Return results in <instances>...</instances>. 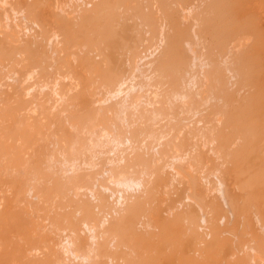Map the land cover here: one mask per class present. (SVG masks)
<instances>
[{
    "label": "rangeland",
    "instance_id": "1",
    "mask_svg": "<svg viewBox=\"0 0 264 264\" xmlns=\"http://www.w3.org/2000/svg\"><path fill=\"white\" fill-rule=\"evenodd\" d=\"M34 1L0 0V264H93L97 250L103 264H124L130 245L126 240L125 246L116 245V233L105 228L133 204L137 207L139 200L145 205L131 224L133 231H158L157 217L147 213L152 205L165 218L185 214V220L195 213L194 229L201 238L197 249L214 235L232 242L240 239L241 250L235 249L231 257L247 254L252 264H264V216L259 214L263 212L249 209L238 216L233 211L242 207L240 200L245 197L234 177L237 163L227 157L235 139L222 144L224 151L215 139L235 126L236 120H229L234 113L231 105L250 98L254 91L247 62L242 59L238 66L234 55L251 53L254 32L264 36V3L235 18L237 28L224 39L217 38L219 43L211 39L218 29L207 27L202 17L206 12L226 17L220 0H164L167 15L159 0H134L135 6L124 10L120 5L116 11L120 17L112 24L118 30L125 25L120 33H128L127 42L113 49L112 60L105 62L110 49L101 47V42L84 49L78 35L77 43L67 46L57 23L69 21L74 32L84 10L98 0H40L36 11ZM19 47L27 51L22 55ZM171 48L176 51L169 54ZM13 50L17 52L11 54ZM83 57L94 69H100L96 62L117 69L111 75L113 87L100 89L96 79L83 84L92 74L82 70ZM169 63L172 69H167ZM261 63L264 69V58ZM214 71L226 78L220 81L225 86L215 88ZM221 113L226 114L223 120ZM75 136L81 152L69 151L74 144L69 138ZM226 148L231 149L228 154ZM54 184L63 190L54 191ZM147 195H152L149 201ZM88 203H93L88 207L94 208V218L86 216L85 221L81 207ZM68 212L76 220L81 217L80 222L69 225L65 218L51 224L50 216ZM145 218L151 220L149 227ZM247 220L250 224H245ZM197 249L189 253L197 254Z\"/></svg>",
    "mask_w": 264,
    "mask_h": 264
},
{
    "label": "bare ground",
    "instance_id": "2",
    "mask_svg": "<svg viewBox=\"0 0 264 264\" xmlns=\"http://www.w3.org/2000/svg\"><path fill=\"white\" fill-rule=\"evenodd\" d=\"M166 1V0H165ZM164 0H159V4H160V8L163 10V13L165 15L166 11V3ZM53 2V1H52ZM60 2V1H59ZM168 2V1H166ZM135 2L134 0H98V2L92 6V8L90 10H84L86 11L84 13V15L81 16V19L78 20L77 24H73L74 25V32L71 30V28H73V26L69 23V21H61L58 20L60 22H57L59 27H61L62 31H64L63 33H65V41L64 44H68L67 46H71L72 43L73 45H75V43H77L76 40H74V38L78 35L81 36V40H82V47H84V49H87L91 46H95L97 43L102 44L101 47H105L106 49H110L111 51L109 53H107V55H105L103 57V60L109 61L112 60L110 58H112L111 53L112 50L116 49V48H122L124 45V40L125 39V35L121 34L120 31L121 29L125 31V25H120L122 28L120 30L116 29L114 27V25L112 24V22H114V18L115 20H117L116 18L119 16L116 15V11L119 10L117 7H119L120 5H124L123 10L126 8L125 6H135L133 5ZM142 3V2H141ZM140 3V4H141ZM218 3L221 4V7L225 8V12H222L223 14H226V17L220 16L218 14H215L213 12H206L207 15L203 12L205 10L202 11L205 16H203L202 18H204V20H202V22H205V24L207 25V27L209 26V28L213 29V28H217L218 29V33L217 32H213L212 34V38L214 39L216 43H219L217 41V38L219 39V37H223L227 36V33L231 34L230 32L233 30H235L236 24H234L235 22H233V20L235 18H238V16L240 17V15H243L245 12L248 11H252L254 9H256V7H258V5H262L260 3H264V0H220ZM209 4V3H207ZM41 5V1L40 0H35L34 1V7H35V11H36V6H40ZM59 5V3H58ZM217 5V3H216ZM30 6V5H29ZM215 6V5H214ZM59 7V6H58ZM91 7V6H90ZM122 7V6H121ZM209 7V6H208ZM217 7H220L219 5ZM43 8V7H42ZM117 8V9H116ZM120 8V7H119ZM222 8H211V11L214 9V11L216 10H220ZM32 9V7L30 8ZM89 9V8H88ZM129 9V8H128ZM160 9V13L162 12V10ZM207 9V7H206ZM34 10V9H33ZM32 10V11H33ZM38 10V9H37ZM209 10V9H208ZM207 10V11H208ZM30 10V13L32 14V12ZM221 11V10H220ZM224 11V10H223ZM118 12V11H117ZM136 12V11H135ZM219 12V11H218ZM120 13V12H119ZM142 13V12H141ZM221 13V14H222ZM255 13V12H254ZM37 14V12L35 13ZM127 14V13H126ZM136 14V13H135ZM138 14V13H137ZM143 14V13H142ZM203 14V15H204ZM222 14V15H223ZM116 15V16H115ZM121 15V14H120ZM132 15V13H131ZM139 15V14H138ZM137 15V16H138ZM149 15L144 16L145 18H148ZM164 16V15H163ZM37 17V16H36ZM61 17V16H60ZM120 17V16H119ZM124 17V16H123ZM131 17V16H129ZM153 17V16H152ZM201 17V15H200ZM248 17V16H247ZM246 17V18H247ZM45 18V17H44ZM122 18V15H121ZM120 18V19H121ZM136 18V16H135ZM250 18V17H249ZM55 19V18H54ZM58 19V18H57ZM66 19V18H64ZM68 19V18H67ZM200 19V18H199ZM243 19V18H242ZM253 19V18H252ZM44 20V19H43ZM131 20V19H130ZM142 20V19H141ZM249 20V19H248ZM42 21V20H41ZM121 21V20H120ZM200 21V20H199ZM243 21V20H242ZM55 22V21H54ZM122 22V21H121ZM129 22V21H128ZM149 22V21H148ZM171 22V21H170ZM201 22V21H200ZM249 22V21H248ZM116 23V22H115ZM159 23V22H158ZM237 23V22H236ZM251 23V22H249ZM249 23H246L247 25H249ZM255 23V22H254ZM118 24V23H117ZM124 24V22H123ZM129 24V23H128ZM241 24V23H240ZM72 26V27H71ZM242 26V25H241ZM246 26V25H245ZM255 26V25H252ZM128 27V26H126ZM206 27V26H205ZM244 27V26H243ZM131 28V27H130ZM203 28V27H202ZM240 28V27H238ZM242 28V27H241ZM251 29V28H250ZM135 30V29H134ZM243 30V29H242ZM258 30V29H257ZM127 31V30H126ZM209 31V29H208ZM239 31V29H238ZM252 31V30H251ZM254 31V30H253ZM256 31V30H255ZM240 32V31H239ZM130 33V32H129ZM181 31L178 30V34H180ZM236 33V32H235ZM247 33V32H246ZM128 34V33H127ZM184 34V33H183ZM238 34V33H236ZM76 35V36H75ZM173 35V34H172ZM256 39H255V43L251 49V53L246 54V52L244 54L241 53H237V55H234L235 58L236 56L238 57V66H239V62L241 63L242 59L245 60L247 62V69L249 76V80L252 81L253 84V93L251 95L250 98H246L244 101L242 100V102L240 103H236L234 106L233 104L231 105L234 109V113L229 117V120L233 118V120H236L235 126L233 128L230 127V132H228L226 135L222 136L217 134L215 139L216 141H220V144L222 147V144H225L227 139L230 137H234L235 141L233 140V144L234 145V149L231 151V149H227L226 151L229 150L231 151L230 153L227 151H225L227 154L229 153V155L227 157L231 158L232 160H234L237 164V166L234 168V177L235 179L238 181V187L241 188L240 190L245 192L244 194V199L240 200L241 204V208H237L236 211L238 213V216L241 215H245V211L248 212L247 210L252 209V211H257L260 210L259 212H263V213H259L260 215L263 214L264 216V69L260 66L262 63V59L264 58V36L260 35L258 33V31L254 32V34ZM252 35V36H253ZM77 37V38H78ZM253 36V38H255ZM76 38V39H77ZM127 38V37H126ZM140 38V37H139ZM177 38V37H176ZM131 39V38H130ZM226 39V38H225ZM34 40V39H33ZM80 40V38H79ZM142 40V39H141ZM221 40V38H220ZM227 40V39H226ZM224 43V40H221ZM254 41V40H253ZM127 42V41H126ZM213 43V40H212ZM226 43V42H225ZM135 44V43H134ZM65 45H62L60 47L61 50L64 51ZM227 45V44H226ZM77 46V44H76ZM128 46V45H127ZM138 46V45H137ZM166 46V45H165ZM169 46V45H168ZM180 46V44H179ZM212 46V45H211ZM218 46V45H217ZM221 46V45H220ZM219 46V47H220ZM43 47V45H42ZM86 47V48H85ZM100 47V48H101ZM130 47V45H129ZM174 47H177L176 45ZM37 48V47H36ZM35 48V49H36ZM93 48V47H92ZM29 49V48H28ZM77 49V48H76ZM95 49V47L93 48ZM98 49V48H96ZM103 49V48H102ZM130 49V48H129ZM18 52L24 53L23 48H18L16 49ZM121 50V49H120ZM172 48L170 49V53L172 54L176 51V48H173V51H171ZM182 50V49H181ZM15 50L10 51L11 54H15L14 53ZM15 51V52H17ZM29 52L31 50H28ZM33 51V50H32ZM88 51V50H87ZM118 51V50H117ZM179 51V50H177ZM226 51V50H225ZM184 51L182 50V53ZM249 52V51H248ZM31 53H35L34 51ZM38 53V50H37ZM40 54V53H39ZM64 54V53H63ZM177 54V53H176ZM176 54H174L176 56ZM179 54V53H178ZM8 55V54H7ZM23 55V54H22ZM32 55V54H31ZM183 55V54H182ZM212 55V54H211ZM11 55H8V57H10ZM90 55L88 54L87 57L90 59L89 57ZM233 56V57H234ZM12 57V56H11ZM10 57V58H11ZM27 57V56H26ZM25 57V59H27ZM30 57V55L28 56V58ZM32 59L36 58V54L32 55ZM39 57V56H38ZM82 57V56H81ZM167 57V56H166ZM170 57V56H169ZM178 57V56H177ZM174 57L173 58H177ZM6 58V57H5ZM47 58V56H46ZM45 58V60H46ZM84 59L80 60V64L81 67L83 68L82 70L88 72V73H92L90 78L86 77L84 79V83L86 84L90 79L94 81V79L97 80L98 83V87L100 89H108L111 88V86L114 84L113 78H111V75L115 73V75L117 74V69L113 70V67H111V65H109V67H101V63L99 64V62H96L97 65H99L100 69H94L92 67V63L90 62L89 59H85V57H83ZM161 58V57H160ZM38 59V58H37ZM93 59V58H92ZM102 59V57H101ZM167 58H165L164 60H166ZM179 59H181L179 57ZM28 60V59H27ZM60 60V59H59ZM94 60V59H93ZM114 60V57H113ZM169 60H171L169 58ZM31 61V58H30ZM172 61V60H171ZM180 61V60H179ZM182 61V59H181ZM234 61V59H233ZM32 62V61H31ZM174 62V60H173ZM35 63V62H34ZM37 63V62H36ZM166 63V61H165ZM175 63V62H174ZM173 63V64H174ZM94 64V63H93ZM121 64V63H120ZM217 64V63H216ZM36 65V64H35ZM170 63L168 64L169 67ZM177 65V64H176ZM179 65H177L178 67ZM219 66V64L217 65ZM216 66V67H217ZM237 66V67H238ZM167 67V65H166ZM166 67H164L166 69ZM215 67V68H216ZM261 67V69H260ZM115 68V67H114ZM163 68V69H164ZM214 68V67H213ZM244 68V67H243ZM120 69V68H119ZM167 69H172V65H170L169 68ZM220 69V67H219ZM121 70V69H120ZM245 70V68H244ZM165 71V70H164ZM170 71V70H169ZM173 71V70H172ZM172 71L171 74H172ZM216 71V70H215ZM214 71V74H215ZM221 72V70H219ZM242 71V70H241ZM43 72V71H42ZM168 71H166L167 73ZM213 72V71H212ZM218 72V70H217ZM244 72V71H243ZM176 73V71H175ZM177 73H178V69H177ZM219 73V72H218ZM216 73L213 77V82H215V88H220L219 86H225L224 81L223 84L220 85V81L224 78V76L220 78V76H218L219 74ZM236 73V72H235ZM239 73V72H238ZM237 73V74H238ZM163 74V73H161ZM218 74V75H217ZM174 75V73H173ZM217 75V76H216ZM221 75V73H220ZM242 75V73H241ZM244 75V73H243ZM176 76V75H175ZM178 76V75H177ZM180 76V75H179ZM213 76V75H212ZM216 76V78H215ZM248 76V75H247ZM113 77V76H112ZM242 77V76H241ZM117 78V77H116ZM176 77H174L175 79ZM118 79V78H117ZM245 80L246 77H245ZM118 81V80H116ZM115 81V82H116ZM171 82V81H170ZM222 82V81H221ZM243 82V81H241ZM91 83V81H90ZM175 83V81H174ZM227 83V81H226ZM248 83V82H246ZM89 84V83H88ZM116 84V83H115ZM242 85V83H240ZM245 84V83H244ZM243 84V85H244ZM252 84V83H251ZM97 85V84H96ZM178 85V84H175ZM110 86V87H109ZM221 86V87H222ZM95 88V86H93ZM91 87V88H93ZM113 87V86H112ZM213 87V88H214ZM251 87V86H250ZM228 88V87H227ZM249 88V87H247ZM222 89V88H221ZM86 90V89H85ZM94 91V89H92ZM99 90V89H98ZM211 90V88H210ZM87 91V90H86ZM90 91V90H89ZM93 91H90V96L91 94L93 95ZM228 91V90H227ZM249 91V90H248ZM252 91V90H251ZM84 92V91H83ZM223 93V92H221ZM231 93V92H230ZM89 96V97H90ZM232 96V95H231ZM242 97V95H241ZM75 99H77V96L74 97ZM224 98H226V95L224 96ZM239 98V97H238ZM237 98V99H238ZM229 100V99H228ZM75 101V100H74ZM232 101V100H231ZM230 101V102H231ZM76 103V102H75ZM233 103V102H232ZM226 104V103H224ZM223 105V104H222ZM229 105L228 103L226 104V106ZM218 107V105H217ZM223 108V106H221ZM231 107H227V109H229ZM224 111H225V105H224ZM228 110L225 111V113ZM229 111L231 112V110L229 109ZM220 112L223 113V111L221 110ZM219 113V112H218ZM222 117L225 116L224 114H222ZM220 115V114H219ZM221 117V116H220ZM218 117V118H220ZM225 117H223L221 120H223ZM227 119V118H226ZM80 121V119L78 120ZM219 121V120H218ZM229 122V121H228ZM88 123V122H87ZM82 124V123H81ZM75 125V124H74ZM85 125V124H84ZM83 125V126H84ZM73 126V125H72ZM88 126V125H87ZM231 126V124L229 125ZM74 127V126H73ZM77 127V126H76ZM75 127V128H76ZM225 127V126H224ZM227 131V128L226 130ZM213 133L215 131H212ZM219 133V132H218ZM212 134V133H211ZM78 136V135H77ZM212 136V135H211ZM76 137V136H75ZM196 137V136H195ZM205 137V136H204ZM213 138V137H212ZM209 139H211V137L209 136ZM76 140V141H75ZM231 138H230V142H231ZM69 141L74 143L73 146H75L76 143L79 144V140L76 138H69ZM214 141V140H213ZM215 141V142H216ZM204 144V143H203ZM69 150V151H73L75 153V150L78 152L79 149H77L78 147H73ZM231 146V148H232ZM218 147V149H222L223 147L220 148ZM75 148V150H74ZM217 149V147H215ZM215 149V150H216ZM217 151V150H216ZM219 151V150H218ZM221 151V150H220ZM224 151V150H223ZM215 152V151H214ZM225 152H223V154L225 155ZM67 153H69L67 151ZM66 153V154H67ZM216 153V152H215ZM222 154V151L219 152ZM71 154V153H70ZM217 154V153H216ZM226 154V155H227ZM77 155V154H76ZM226 157V158H227ZM225 158V160H226ZM227 158V160L229 159ZM215 159V158H214ZM227 162V161H226ZM229 163V162H228ZM231 163V162H230ZM233 164V163H232ZM235 165V164H234ZM208 166V165H207ZM230 168V167H229ZM223 171V170H222ZM226 170H224L225 172ZM232 171V170H231ZM223 172V173H224ZM229 173V171H228ZM236 181V182H237ZM237 186V184H236ZM238 188V189H239ZM63 190V186L60 184H54L53 186V190ZM243 192V193H244ZM150 194V193H149ZM147 200L149 201L152 197L147 195ZM104 196H102L103 199ZM99 198H101V195L99 196ZM106 198V197H104ZM97 199V198H96ZM153 199V198H152ZM241 199V198H240ZM104 200V199H103ZM70 201V200H69ZM140 201V200H139ZM137 207H133L130 208V210L126 211V214L121 216V218L113 225L110 226V224H108L106 229V232L109 230H113V232L116 233L117 239H118V243H116V245L119 244H123V242L126 240V243L128 245H130V251L126 252V258H123V260L126 259V264H221V261H225L223 264H252L251 263V259L249 257V255L247 254H243L241 256H236L235 257H231V254H235L234 251L235 249L237 250H241V244H239L237 241L236 242H232L230 240H221V238L217 237V235H214L213 238L210 241H207L205 243V245L199 249H197V241L200 238V235L198 236V234L196 233L194 226H195V217L192 214L195 213H186L188 214L184 218V215H178V216H173V217H169V218H165V217H160L158 214V211L152 207L150 208L151 210H149L147 213L149 214L148 216L150 218H154L157 217L158 222V231L157 232H135L133 231V224L132 222H136L134 219L138 218L136 217L138 215V213L140 211H143V206L145 205V203H139ZM235 201V200H234ZM84 201H82L83 203ZM89 202V201H88ZM146 202V201H144ZM236 202V201H235ZM239 202V201H238ZM103 203V202H102ZM77 204V203H76ZM90 203L83 204V208L81 207V210L84 214L85 217V221L94 214L93 213V209L94 208H89L88 205ZM93 204V203H92ZM90 204V205H92ZM104 204V203H103ZM142 204V205H141ZM232 204V203H231ZM101 205V204H100ZM140 205V206H139ZM70 206V205H69ZM130 206V205H129ZM104 207V206H103ZM145 207V206H144ZM233 207V204H232ZM127 208V207H126ZM147 208V207H146ZM123 209V208H122ZM153 209V210H152ZM192 209V208H191ZM214 209V208H213ZM233 209V208H232ZM246 209V210H245ZM92 210V212H91ZM156 210V211H155ZM216 210V209H215ZM238 210V211H237ZM263 210V211H262ZM213 211V210H212ZM57 212V211H54ZM53 212V213H54ZM81 211L79 210V213ZM187 212V211H186ZM195 212V211H193ZM257 213V212H255ZM66 214V213H65ZM146 214V213H145ZM248 214V213H247ZM147 215V214H146ZM196 215V214H195ZM256 215V214H255ZM258 215V213H257ZM256 218H260V215ZM65 215L63 214H58L56 213V215L53 214V216H50L52 218V222L51 224H59L62 220H64L66 218V220L68 219V224L69 225H73L74 223H76L77 221L81 220V217L76 220V216L72 214H70L69 212L67 213V215L65 217H63ZM75 216V217H74ZM83 220L84 217L83 215H81ZM89 216V217H86ZM95 216V215H94ZM248 216V215H247ZM49 217V218H50ZM182 217V218H181ZM262 217V216H261ZM96 218V217H95ZM239 218V217H238ZM237 218V219H238ZM243 217H241L242 219ZM263 218V217H262ZM146 219V218H145ZM245 219V218H243ZM252 219V218H251ZM51 220V219H50ZM93 220V219H92ZM149 220V219H148ZM146 219V222H149V224L147 223L146 225H150V221H148ZM239 220V219H238ZM246 220V219H245ZM249 220V217H248ZM245 221V224L246 222ZM260 220V219H259ZM263 220V219H262ZM242 221V220H241ZM80 222V221H79ZM115 221H113L114 223ZM133 222V223H134ZM214 222V221H213ZM261 222V221H260ZM263 222V221H262ZM242 223V222H241ZM244 223V222H243ZM242 223V224H243ZM249 223V222H248ZM247 223V224H248ZM264 223V222H263ZM77 224V223H76ZM112 224V223H111ZM132 224V226H131ZM244 224V225H245ZM250 224V223H249ZM262 224V223H261ZM110 226V227H109ZM212 226V225H211ZM243 226V225H242ZM264 226V225H263ZM155 227V226H154ZM248 227V226H247ZM110 228V229H109ZM156 228V227H155ZM245 228V227H244ZM135 229V228H134ZM140 229V228H139ZM151 229V228H150ZM250 229V228H249ZM104 230V229H103ZM138 230V229H137ZM148 230V229H147ZM217 230V229H216ZM243 229L240 228L239 232H242ZM246 230V229H245ZM212 231H215V229L213 228ZM233 231H235L233 229ZM254 231V230H253ZM250 232V231H249ZM110 233V232H109ZM112 233V232H111ZM110 233V234H111ZM199 233V232H198ZM243 234H245V232H242ZM103 234V233H102ZM113 234V233H112ZM214 234V233H213ZM241 233H239L240 235ZM242 234V235H243ZM247 234V232H246ZM115 235V234H114ZM220 235V234H219ZM241 235V236H242ZM104 236V234H103ZM114 237V236H113ZM221 237V236H220ZM261 237V236H260ZM263 238V236L261 237ZM117 239L115 242H117ZM201 239V238H200ZM259 239H257L258 241ZM52 241V240H51ZM103 241V240H102ZM100 241V242H102ZM261 241V239H260ZM263 242V241H262ZM103 245V243H101ZM260 244V242H259ZM258 244V246H259ZM100 245V244H98ZM125 242H124V246H125ZM262 245V244H261ZM260 245V246H261ZM257 246V245H256ZM78 247V246H77ZM101 248V245L99 246ZM199 247V246H198ZM97 248V247H96ZM126 249V247H125ZM192 251L194 249H197V254H190L189 250ZM101 250V249H100ZM77 251V250H76ZM75 251V252H76ZM98 251V250H97ZM95 251L96 255H98V257L96 256V259L93 260V264H103L101 261H99V256L101 255V253L98 254V252ZM116 251V250H115ZM106 252V251H105ZM113 253V252H112ZM118 253V252H117ZM115 252V254L119 257L120 254H117ZM121 253V252H120ZM125 253V252H124ZM124 253H121L124 255ZM113 254V255H115ZM238 254V253H237ZM74 255H76V257H78V255L76 253H74ZM112 255V254H111ZM115 255V256H116ZM239 255V254H238ZM116 256V260L118 259V257ZM51 257V256H50ZM95 257V256H94ZM112 257V256H111ZM115 258V257H114ZM99 259V260H98ZM38 260V259H37ZM50 260V258L48 259ZM52 260V259H51ZM48 262V261H47ZM46 262V263H47ZM50 262V261H49ZM56 262V261H54ZM124 263V264H125ZM32 264V263H31ZM54 264V263H52Z\"/></svg>",
    "mask_w": 264,
    "mask_h": 264
}]
</instances>
